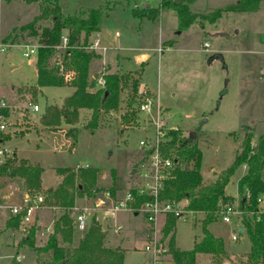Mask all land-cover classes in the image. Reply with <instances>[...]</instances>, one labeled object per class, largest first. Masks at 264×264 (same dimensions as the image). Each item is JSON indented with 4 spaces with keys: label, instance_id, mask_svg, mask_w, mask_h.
<instances>
[{
    "label": "rangeland",
    "instance_id": "1",
    "mask_svg": "<svg viewBox=\"0 0 264 264\" xmlns=\"http://www.w3.org/2000/svg\"><path fill=\"white\" fill-rule=\"evenodd\" d=\"M50 1L59 6L63 16L85 13L90 8L102 10L101 34H110L107 38L110 42L102 39V46L109 53L100 52V58L91 62L89 74L100 76L107 71L134 77L139 72V102L146 97H158L163 122L162 142L169 140L170 131H177L183 138L189 133L195 134L192 140L202 153L200 173L204 182L213 181L215 174L230 165L245 134L252 135V145L258 136H264V1L255 13L223 14L217 22H202L201 25L194 22L184 31L177 30L175 16L170 11L162 13L154 22L133 17V10L144 5L156 8L160 0ZM235 1L194 0L189 9L208 13ZM38 12L37 2L0 0V42L5 45V51L0 53V101L5 104L2 118L6 123L1 134L9 137L0 143V150L6 152L3 158L14 153L16 159L39 166L43 170L39 192L42 196L46 189L56 185L54 170L76 166L96 169L92 188L95 191L90 192V197L85 194L77 197L70 216L75 210L102 207L103 193L111 188L117 198L125 192L136 194L142 186L141 174L148 165L139 142L153 139L154 110L136 112L135 122H125L121 118L128 95L125 90L120 94L118 110L101 116L92 131L84 127L90 116L87 110H80L77 122L71 126L61 122L58 130L44 129L39 120L45 107H60L72 89L45 87L36 88L34 94L30 90L20 93L22 87H35V57L24 58L22 47L36 44L35 38L28 36L26 31L21 33L19 28ZM49 25L48 20H42L36 27ZM116 32L119 37L115 36L112 41ZM112 46L120 50L112 51ZM213 54L221 55L222 60L208 62ZM137 55L146 56L136 59ZM56 60L60 61V57ZM32 105L37 106L38 112L31 111ZM70 128L73 131L67 133ZM244 173V167L235 170L224 188V193L233 198L231 210L234 214L229 216V223L222 222L219 215L207 227L223 242L227 259L221 264H242L249 249L246 236L237 231L240 213L236 182ZM262 177L264 179V166ZM23 193L25 190L19 179L0 176V230L7 229L0 231V264H17L15 256H20L18 264H46L49 259V254H36L26 246L17 247L20 237L31 225L24 227L19 223L17 229H12L5 224L11 218L8 209L21 203ZM185 205L184 201L177 203L183 210ZM40 211H44L42 216L32 223L36 228L40 225L34 233V247L44 245L54 218L59 214L45 205ZM133 213L119 212L114 216L110 224L122 227L117 234L100 219L103 245L122 250L123 264H146L149 257L143 247L149 242L146 237L149 223L141 213ZM1 214H4L3 224ZM183 215L175 221L173 246L189 250L202 237L203 216ZM164 218L158 217L155 239L167 248L168 236L161 241L160 233ZM232 235L235 240L231 239ZM166 259L168 257L162 258ZM195 264H211V258L198 254Z\"/></svg>",
    "mask_w": 264,
    "mask_h": 264
},
{
    "label": "trees",
    "instance_id": "2",
    "mask_svg": "<svg viewBox=\"0 0 264 264\" xmlns=\"http://www.w3.org/2000/svg\"><path fill=\"white\" fill-rule=\"evenodd\" d=\"M37 2L39 12L30 22L21 26L19 31L27 32L35 38L37 45L34 60L35 87L29 88L34 93L36 88L69 87L72 93L64 98L60 107L46 106L40 117V124L48 131L58 130L61 122L73 125L77 122L80 110L90 112L88 122L84 126L92 131L97 127L100 117L118 110L120 94L127 91L124 99V111L121 118L127 122H135L138 112L139 97L137 87L139 72L132 77L130 74L119 75L106 72L100 73L103 86H98L96 80L90 77L89 68L93 60L100 58L101 53L86 50L90 36L100 31L104 13L100 8H90L85 13L73 16H63L59 6L50 0H24ZM194 0H160L156 8L147 5L132 12L134 18L148 22L157 21L164 12H172L178 31H184L194 22L214 23L224 14L255 13L264 0H236L223 8L214 9L208 13H196L189 9ZM48 20L50 25L44 28L36 27L37 22ZM66 38L63 51L57 47L61 37ZM8 37L4 40L6 41ZM60 57L63 74H70L68 82L63 80V74L57 71L56 57ZM219 56V57H217ZM213 54L208 62L219 59ZM0 115L4 111L0 110ZM247 129V128H246ZM73 131L70 128L67 133ZM248 131V129H247ZM177 131L168 133L169 140L161 146L164 156L171 159V166L165 171L161 183L158 200L162 203H178L185 201V210L203 216L201 220L202 237L189 250H180L173 246V228L177 218L167 214L161 233V241L167 236V254L169 264H195L196 255L210 256L211 264H221L227 259L221 239L214 237L207 227L223 210L231 206L233 198L224 193V188L232 174L240 167L245 173L236 182L238 196L237 209L240 213V234H244L249 242V249L242 264H264V212L257 209V198L264 195V136H258L254 145L252 135L245 134L239 143L230 165L215 174L213 181L204 182L200 173L202 153L194 140L180 137ZM249 133V132H248ZM7 136L0 134V143ZM145 158L142 157V160ZM43 170L37 165H31L25 160L16 159L14 154L3 158L0 164V176L17 178L21 181L27 195L40 192L41 174ZM94 168H60L54 170L56 185L44 191L43 205L57 210L59 213L52 223V231L47 236L42 247H34L33 237L37 228L32 224L22 235L17 247L26 246L36 254H49L46 264H123V251L118 248H106L103 245L104 234L100 225L90 220L82 231H78L70 217V210L77 197L85 194L90 197L96 178ZM113 176V174H112ZM246 192L248 197H245ZM113 199L114 189H108ZM134 196L132 206L138 208L147 197ZM21 216H11L6 222L8 228L17 229Z\"/></svg>",
    "mask_w": 264,
    "mask_h": 264
},
{
    "label": "built area",
    "instance_id": "3",
    "mask_svg": "<svg viewBox=\"0 0 264 264\" xmlns=\"http://www.w3.org/2000/svg\"><path fill=\"white\" fill-rule=\"evenodd\" d=\"M117 36V33H115ZM66 47V38L61 37V44L57 47L58 50L63 51ZM5 45L0 42V53L5 49ZM24 58H29L30 56L36 55L37 45H25L22 47ZM86 50H92L97 52H104L105 48L101 44L99 37L93 38L88 46L85 47ZM57 71L59 74H63L60 61L57 60L56 64ZM71 78L70 74H63V80L68 82ZM98 86H103V80L99 77L96 80ZM5 104L0 102V108H4ZM31 110L36 112L38 110L36 105L31 106ZM154 110L155 119L152 121L154 136L152 140L149 141H140L139 146L141 150L147 156V170L143 171L141 174L142 186L136 192L137 196H145L147 200L139 206V208H134L132 204L134 203V196L130 192H125L121 197L113 199L108 192L103 193V206L96 205V209L88 210L83 208L81 211L73 213L70 217L78 231H82L86 224L93 219L94 222L100 223V219L103 225H110L111 231L113 233H118L122 227L121 225H111V221L114 220V216L119 212L127 213H141L146 221L149 223V228L147 231L146 237L149 239V242L144 245L143 252L146 253L149 257V261L146 264H169L168 260H162L163 257H168L167 248L157 242L155 239V231L157 229V220L159 216H165L170 214L176 218H181L186 213L193 214L191 212L185 211L177 203H162L158 200V195L161 190V183L165 177V171L171 166V159L167 156H164L161 151V146L163 144V122L160 116L159 102L158 97L155 99L146 97L144 101L138 106V112L140 113H150ZM6 123L4 122L2 115H0V134L5 130ZM6 153L3 150H0V164L3 159V155ZM79 166H76L75 169H79ZM86 168V167H83ZM245 197H248L246 192ZM185 202V201H184ZM257 209L258 212H264V195H260L257 200ZM186 203V202H185ZM106 204V205H105ZM43 206V196L38 193L35 195H25L21 203L18 206H13L8 209L11 216L20 215V225L27 227L32 225L34 222L35 214ZM75 209V208H73ZM134 214V213H133ZM234 214L231 210V206H224L223 210L220 212L221 221L224 223H229V216ZM135 215V214H134ZM101 224V223H100ZM24 231V229H22ZM232 240H235L234 235L231 236ZM14 261L18 263L20 261L19 256L14 257Z\"/></svg>",
    "mask_w": 264,
    "mask_h": 264
},
{
    "label": "crops",
    "instance_id": "4",
    "mask_svg": "<svg viewBox=\"0 0 264 264\" xmlns=\"http://www.w3.org/2000/svg\"><path fill=\"white\" fill-rule=\"evenodd\" d=\"M159 1V0H158ZM159 3V2H158ZM102 32H101V30L99 31V32H97V33H94V34H92L91 36H90V41L93 39V38H95V37H99V39H101V44H102V39H103V41L104 42H110V41H108V37H110V34L109 33H107V36H105V35H103V34H101ZM117 33V32H116ZM113 38H112V41H114L116 38H115V35H114V33H113V36H112ZM117 37H119V34L117 33ZM112 45V44H111ZM112 48H114L113 46H112ZM111 48V49H112ZM111 49H109V50H111ZM118 49V48H117ZM117 49H112V51H114V50H117ZM108 50V49H107ZM118 50H120V49H118ZM5 51V50H4ZM3 51V52H4ZM104 52H106V51H104ZM111 52V51H110ZM106 53H109V52H106ZM144 56H146V55H137V57H136V59L138 58V57H144ZM221 56V55H220ZM214 60H217V59H214ZM221 60H222V56H221ZM35 67V66H34ZM221 67H222V70L223 69H225V66H224V64L222 63V65H221ZM90 77L91 78H95V79H98L99 78V76H96V75H93V74H90ZM35 78H36V74H35ZM65 87H67V86H65ZM29 89L28 88H24V87H22V90H20V93L22 92L23 94H26L27 93V91H28ZM31 92V91H30ZM33 93V92H32ZM72 93V92H71ZM34 94V93H33ZM32 95V94H31ZM66 98V97H65ZM0 102H2V101H0ZM6 108H7V106H6ZM4 108H0V110H3ZM4 111V110H3ZM32 111V110H31ZM33 112V111H32ZM36 112H38V110L36 111ZM44 128V127H43ZM45 129V128H44ZM48 131V130H47ZM52 132V131H51ZM62 132V131H61ZM6 138H9V137H6ZM6 138H4V139H6ZM12 154H14V153H12ZM15 155V154H14ZM25 194L26 193H23L22 194V198L25 196ZM15 206H18V205H15ZM13 207V206H12ZM43 212L44 211H40V210H38L37 212H36V214H35V218H34V221H35V219H36V217L37 218H39L40 216H42V214H43ZM9 215H10V213H9ZM135 216V215H134ZM3 217H4V214H1V222H2V224L4 223V221H3ZM39 227H40V225L38 226V228H37V231H38V229H39ZM239 226H237V231H238V228ZM5 229V228H4ZM5 230H7V229H5ZM5 230H0V231H5ZM145 230H143V232H144ZM1 233V232H0ZM20 239H21V237H20ZM20 239H19V241H20ZM18 241V242H19ZM20 257V256H19ZM20 262V261H19ZM18 262V263H19ZM16 263V262H15ZM17 263V264H18Z\"/></svg>",
    "mask_w": 264,
    "mask_h": 264
},
{
    "label": "water",
    "instance_id": "5",
    "mask_svg": "<svg viewBox=\"0 0 264 264\" xmlns=\"http://www.w3.org/2000/svg\"><path fill=\"white\" fill-rule=\"evenodd\" d=\"M217 57H219V56H217ZM194 135H195L194 133H189L188 134L189 139L192 140L194 138ZM238 232H241V229H238Z\"/></svg>",
    "mask_w": 264,
    "mask_h": 264
}]
</instances>
